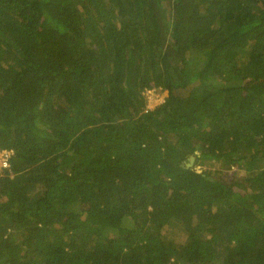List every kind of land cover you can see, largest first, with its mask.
<instances>
[{"label": "trees", "instance_id": "obj_1", "mask_svg": "<svg viewBox=\"0 0 264 264\" xmlns=\"http://www.w3.org/2000/svg\"><path fill=\"white\" fill-rule=\"evenodd\" d=\"M0 150V264H264V0H0Z\"/></svg>", "mask_w": 264, "mask_h": 264}, {"label": "rangeland", "instance_id": "obj_2", "mask_svg": "<svg viewBox=\"0 0 264 264\" xmlns=\"http://www.w3.org/2000/svg\"><path fill=\"white\" fill-rule=\"evenodd\" d=\"M165 96H166L165 92H159L158 90L152 91L149 94L150 106L155 107L156 105L162 103L163 100L165 99ZM147 101H148V98H147ZM192 166H193V163H192ZM194 169L197 170V171H200V170H202L204 168L203 167L201 168L200 166H195ZM232 173L233 172L224 171V173L221 175V178H223V177L226 178V175L229 177ZM238 179H239V177L236 180H238ZM235 182H233V183L235 184Z\"/></svg>", "mask_w": 264, "mask_h": 264}, {"label": "built area", "instance_id": "obj_3", "mask_svg": "<svg viewBox=\"0 0 264 264\" xmlns=\"http://www.w3.org/2000/svg\"><path fill=\"white\" fill-rule=\"evenodd\" d=\"M152 91H155V88L148 89L144 93L145 99L147 100V98H148V101H147V104H146V108L147 109H152L153 108L152 106H150V101H149V94ZM12 154L13 153L10 150H0V169H6L8 167V160L11 157Z\"/></svg>", "mask_w": 264, "mask_h": 264}, {"label": "water", "instance_id": "obj_4", "mask_svg": "<svg viewBox=\"0 0 264 264\" xmlns=\"http://www.w3.org/2000/svg\"><path fill=\"white\" fill-rule=\"evenodd\" d=\"M194 159L193 158H190L189 159V163L186 165V167H191L192 166V163H193Z\"/></svg>", "mask_w": 264, "mask_h": 264}]
</instances>
